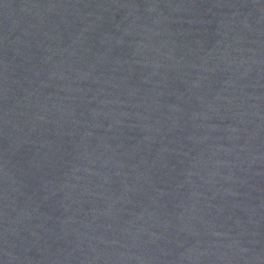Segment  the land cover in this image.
<instances>
[{
	"label": "water",
	"instance_id": "1",
	"mask_svg": "<svg viewBox=\"0 0 264 264\" xmlns=\"http://www.w3.org/2000/svg\"><path fill=\"white\" fill-rule=\"evenodd\" d=\"M0 264H264V0H0Z\"/></svg>",
	"mask_w": 264,
	"mask_h": 264
}]
</instances>
